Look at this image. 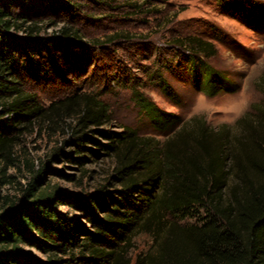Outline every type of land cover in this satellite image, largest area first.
Returning a JSON list of instances; mask_svg holds the SVG:
<instances>
[{
  "label": "trees",
  "instance_id": "trees-1",
  "mask_svg": "<svg viewBox=\"0 0 264 264\" xmlns=\"http://www.w3.org/2000/svg\"><path fill=\"white\" fill-rule=\"evenodd\" d=\"M220 1L229 14L264 28L263 5ZM41 13L38 7L17 11L0 2V264H264V102L236 122L243 129L236 132L233 126L213 127L200 116L183 121L134 91L135 105L152 128L170 130L169 136L162 140L125 126L101 132L109 140L103 144L89 131L112 121L110 109L85 95L74 115L73 142L76 154L85 153V143L91 142L114 158L106 182L84 197L62 196L42 189L48 174L44 164L43 174L35 172L26 187L5 195V186L17 183L9 170L19 167L18 147L26 134L50 121L58 105L69 112L79 106L76 94L47 109L30 89V76L43 70V55L58 56L57 41L38 37L47 15ZM61 34L79 37L67 27ZM172 49L176 65L184 66L197 90L211 97L236 91L229 76L210 63L218 55L212 41L187 36L175 40ZM165 64L162 70L178 69ZM159 74L152 80L171 97ZM258 87L264 94V76ZM67 158L82 166L86 160ZM64 202L83 217L61 211ZM189 219L196 222L185 224ZM141 235L153 241L145 254L137 251Z\"/></svg>",
  "mask_w": 264,
  "mask_h": 264
},
{
  "label": "rangeland",
  "instance_id": "rangeland-1",
  "mask_svg": "<svg viewBox=\"0 0 264 264\" xmlns=\"http://www.w3.org/2000/svg\"><path fill=\"white\" fill-rule=\"evenodd\" d=\"M238 1L264 6V0ZM0 2L17 11L22 7H38L41 14H47L40 23L38 37L59 43L57 60L44 54L46 60L40 62L43 70L30 76V89L39 103L50 109L52 103L67 102L76 94L80 95L79 106L73 111L58 105L61 109L51 112L50 121L23 138L18 147L19 167L9 170L10 175L17 177V183L5 186V195H14L26 187L35 172L43 174L44 164L48 165V174L41 184L42 189H56L62 196L84 197L106 182L115 166L114 158L91 142L85 143V153L76 154L78 148L73 142L74 115L81 112V100L85 95L102 100L110 109L112 121L89 131L103 144L109 140L101 132H120L125 126L162 140L169 136L170 130L159 133L152 128L135 105L134 91L143 94L159 109L180 116L183 121L200 116L213 127L237 128L235 124L239 119L251 114L254 105L264 102V94L258 87L264 76V28L229 14L220 5V0ZM65 27L77 31L79 37L62 38L61 31ZM115 35L120 36L113 42L107 41ZM187 36L214 43L218 55L210 63L237 85L235 92L211 97L189 82L184 66L176 65L178 57L174 58L172 49L175 40ZM172 60L178 69L174 73L162 70L166 62L169 64L165 67L173 65ZM157 70L171 87V97L152 80ZM237 130L243 129L239 127L234 131ZM56 152L58 156L54 157ZM68 155L73 158L85 156L84 166L67 158ZM60 210L83 217L67 202L60 205ZM200 213L203 216L205 212L201 210ZM194 222L196 220L189 219L185 224ZM136 246L138 252L145 254L152 249L153 241L149 236L141 235ZM36 253L44 258L39 251Z\"/></svg>",
  "mask_w": 264,
  "mask_h": 264
}]
</instances>
